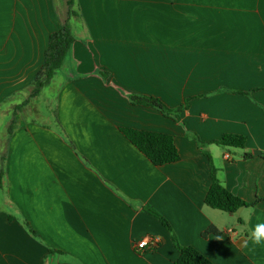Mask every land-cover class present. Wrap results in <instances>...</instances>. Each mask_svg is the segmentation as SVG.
Listing matches in <instances>:
<instances>
[{
  "label": "crops",
  "instance_id": "0c3cea01",
  "mask_svg": "<svg viewBox=\"0 0 264 264\" xmlns=\"http://www.w3.org/2000/svg\"><path fill=\"white\" fill-rule=\"evenodd\" d=\"M73 9L0 0V126L15 121L0 157V264H175L171 233L148 208L214 264H264V247L242 246L264 222V0H76ZM66 23L74 44L38 97L52 111L14 115ZM133 95L171 109L192 99L176 120ZM123 129L172 136L180 160L155 166ZM225 134L246 147L194 138ZM206 153L223 187L254 206L206 205ZM217 225L222 240L204 236Z\"/></svg>",
  "mask_w": 264,
  "mask_h": 264
},
{
  "label": "trees",
  "instance_id": "16d2710c",
  "mask_svg": "<svg viewBox=\"0 0 264 264\" xmlns=\"http://www.w3.org/2000/svg\"><path fill=\"white\" fill-rule=\"evenodd\" d=\"M68 7L70 8V15H77L74 11V5L76 0H66ZM74 36L71 31V27L66 23L62 29L53 33L49 38L48 49L45 55V61L39 74L32 82L33 90L31 97L35 98L39 96L42 90L48 86L57 72L63 66L64 60L69 54L72 45L74 44ZM240 93V92H239ZM132 102L137 105H143L148 107H154L159 109L164 115L172 117L176 120L180 118V113L188 109L190 100L177 108L171 109L166 106L161 100L148 97V96H130ZM15 128V121H12L8 129V134H11ZM128 140L138 148L155 166H164L172 164L180 160V154L175 145L174 138L170 135L138 131L133 129L122 130ZM198 145L203 148L210 144H215L225 148L244 149L246 147L247 138L243 135L225 134L220 139L212 142H203L194 136ZM210 158V155L206 153ZM245 158L253 157L251 154H246ZM211 186L205 199L206 205L213 209H217L229 214H235L241 208L254 206V203L249 204L232 194L220 183L217 178V170L214 167L211 158ZM4 184V171L0 172V188ZM152 215L156 216L164 225V227L171 233L172 240L180 254L175 264H214L210 259L203 255L194 247L182 246L169 222L156 213L154 210L148 208ZM209 234H215L220 236L221 232L215 227L208 229L204 236Z\"/></svg>",
  "mask_w": 264,
  "mask_h": 264
},
{
  "label": "rangeland",
  "instance_id": "374dc122",
  "mask_svg": "<svg viewBox=\"0 0 264 264\" xmlns=\"http://www.w3.org/2000/svg\"><path fill=\"white\" fill-rule=\"evenodd\" d=\"M46 92H48V93H45L46 96L49 97L51 95L50 89L46 88ZM31 93L28 99L23 104L18 105L14 108V111H13L14 115L23 113V115L26 116L25 114H28L32 110H35V111L39 110L41 112V110H44V107L52 111V107H51L49 100H47L45 97L38 98L39 96L32 98ZM7 134H8V131L4 127L0 126V157L4 154L5 140H6L5 137L7 136Z\"/></svg>",
  "mask_w": 264,
  "mask_h": 264
},
{
  "label": "clouds",
  "instance_id": "9594fccd",
  "mask_svg": "<svg viewBox=\"0 0 264 264\" xmlns=\"http://www.w3.org/2000/svg\"><path fill=\"white\" fill-rule=\"evenodd\" d=\"M217 230L223 231V228L219 225L216 226ZM217 240H222V236H217ZM242 246L244 248H249L251 246L252 249L256 247H264V222L257 223L247 232V238L243 241Z\"/></svg>",
  "mask_w": 264,
  "mask_h": 264
},
{
  "label": "built area",
  "instance_id": "2783aa9c",
  "mask_svg": "<svg viewBox=\"0 0 264 264\" xmlns=\"http://www.w3.org/2000/svg\"><path fill=\"white\" fill-rule=\"evenodd\" d=\"M150 241H151V239H149V238H144V239L138 241L136 243V249L141 251V252H144L146 249H148Z\"/></svg>",
  "mask_w": 264,
  "mask_h": 264
}]
</instances>
